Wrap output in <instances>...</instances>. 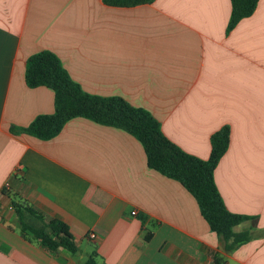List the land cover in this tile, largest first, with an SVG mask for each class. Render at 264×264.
<instances>
[{
  "label": "crops",
  "instance_id": "crops-1",
  "mask_svg": "<svg viewBox=\"0 0 264 264\" xmlns=\"http://www.w3.org/2000/svg\"><path fill=\"white\" fill-rule=\"evenodd\" d=\"M230 0H0V264H264V0L226 34ZM53 53L87 94L148 111L163 135L201 160L230 128L214 171L225 207L250 219L251 240L225 255L194 198L149 169L126 132L76 118L48 141L25 128L54 110L53 92L28 88L27 59ZM58 220L75 255L22 232ZM135 212V215L132 213Z\"/></svg>",
  "mask_w": 264,
  "mask_h": 264
},
{
  "label": "trees",
  "instance_id": "trees-1",
  "mask_svg": "<svg viewBox=\"0 0 264 264\" xmlns=\"http://www.w3.org/2000/svg\"><path fill=\"white\" fill-rule=\"evenodd\" d=\"M102 2L112 7H134L151 4L154 0ZM257 3L258 0H230L231 13L226 34L242 19L250 17ZM24 80L28 88L50 89L54 95V110L51 114L35 117L25 128L11 127L13 135L25 134L48 141L56 137L68 121L76 118L122 130L142 145L149 169L178 182L194 198L202 218L217 236L225 255L251 240L249 232H233L235 226L250 218L227 210L214 181V171L229 147V126L225 125L211 135L209 157L201 160L170 142L161 132L158 121L148 111L135 108L121 98L85 93L71 80L59 59L51 52L42 51L27 59ZM15 211L22 232L30 233L49 252L58 249H64L72 255L78 252L69 229L62 222L51 220L36 227L23 219L26 212L41 220L34 210L15 205ZM94 256H90L84 264H96ZM212 264H227L225 256L214 255Z\"/></svg>",
  "mask_w": 264,
  "mask_h": 264
},
{
  "label": "built area",
  "instance_id": "built-area-1",
  "mask_svg": "<svg viewBox=\"0 0 264 264\" xmlns=\"http://www.w3.org/2000/svg\"><path fill=\"white\" fill-rule=\"evenodd\" d=\"M132 215H135V212H133Z\"/></svg>",
  "mask_w": 264,
  "mask_h": 264
}]
</instances>
